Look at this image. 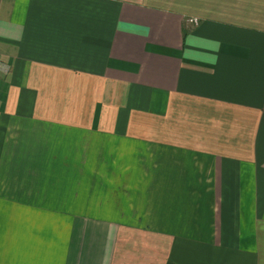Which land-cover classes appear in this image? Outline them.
Listing matches in <instances>:
<instances>
[{"label":"crops","instance_id":"1","mask_svg":"<svg viewBox=\"0 0 264 264\" xmlns=\"http://www.w3.org/2000/svg\"><path fill=\"white\" fill-rule=\"evenodd\" d=\"M0 264H264V0H0Z\"/></svg>","mask_w":264,"mask_h":264},{"label":"built area","instance_id":"2","mask_svg":"<svg viewBox=\"0 0 264 264\" xmlns=\"http://www.w3.org/2000/svg\"><path fill=\"white\" fill-rule=\"evenodd\" d=\"M0 71L2 72H7L8 71V66L7 64L3 63L0 61Z\"/></svg>","mask_w":264,"mask_h":264}]
</instances>
